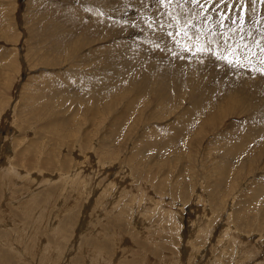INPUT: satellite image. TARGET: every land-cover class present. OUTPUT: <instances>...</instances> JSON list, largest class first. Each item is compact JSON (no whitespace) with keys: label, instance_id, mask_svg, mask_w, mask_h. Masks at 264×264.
I'll use <instances>...</instances> for the list:
<instances>
[{"label":"rangeland","instance_id":"1","mask_svg":"<svg viewBox=\"0 0 264 264\" xmlns=\"http://www.w3.org/2000/svg\"><path fill=\"white\" fill-rule=\"evenodd\" d=\"M0 264H264V0H0Z\"/></svg>","mask_w":264,"mask_h":264},{"label":"bare ground","instance_id":"2","mask_svg":"<svg viewBox=\"0 0 264 264\" xmlns=\"http://www.w3.org/2000/svg\"><path fill=\"white\" fill-rule=\"evenodd\" d=\"M178 16V15H177ZM99 19V18H98ZM91 20V19H90ZM94 21V20H93ZM140 21V20H139ZM98 27V26H97ZM176 27V26H175ZM158 28V27H157ZM177 28V27H176ZM164 29V28H163ZM176 30V29H175ZM165 38V37H164ZM153 39V38H152ZM162 39V38H161ZM160 41V40H159ZM150 42V41H149ZM162 42V41H161ZM167 42V41H166ZM164 44V43H163ZM140 47H141V45H140ZM128 49V48H127ZM141 49H143V47L141 48ZM129 50V49H128ZM146 50V49H145ZM156 50V49H155ZM75 51V50H74ZM130 51V50H129ZM142 51V50H141ZM161 51V50H160ZM132 52V51H131ZM150 52V51H149ZM165 52V51H164ZM171 52V51H170ZM213 52V51H212ZM127 54V53H126ZM143 54H145V53H143ZM159 53L157 52V55H158ZM161 55V54H160ZM169 55H170V53H169ZM142 56H144V55H142ZM156 56V55H155ZM154 57V56H153ZM157 58L156 59H160V58H158V56H156ZM187 57V56H186ZM126 58V57H125ZM167 58V57H166ZM181 58V57H180ZM128 59V58H127ZM149 60V59H148ZM155 60V58L153 59V61ZM128 61V60H127ZM135 61V60H134ZM145 61V60H144ZM165 61V60H164ZM148 62V61H147ZM158 62H159V60H158ZM205 62V61H204ZM133 63V62H132ZM164 63V62H163ZM163 63H151L149 66H150V68L153 70V71H157L158 73H160V75H161V77L162 78H164V79H167L166 77H167V74H165V68H163ZM165 63H166V61H165ZM168 63V62H167ZM181 63V62H180ZM217 63V62H216ZM178 64V63H177ZM188 64V63H187ZM184 65V64H183ZM182 66V65H181ZM106 67V66H105ZM110 67V66H109ZM179 67H180V64H179ZM218 67V66H217ZM111 68V67H110ZM148 68V67H147ZM162 68V69H161ZM119 69V68H118ZM110 70V69H109ZM102 71H104V70H101V72ZM147 71V70H146ZM151 71V70H150ZM176 71V70H175ZM232 71V70H231ZM112 72V71H111ZM219 72V71H218ZM223 72V71H222ZM176 73V72H175ZM220 73V72H219ZM230 73V72H229ZM124 74V73H123ZM177 74H179V73H177ZM223 74H225V73H223ZM132 75V74H131ZM227 75V74H226ZM166 76V77H165ZM224 76V75H223ZM189 77V76H188ZM193 77V76H192ZM226 77V76H225ZM227 77H230V74H229V76H227ZM227 77L225 78V80L229 83V81H231V80H228L227 79ZM114 78V77H113ZM127 78H129V77H127ZM191 78V77H190ZM212 78H213V76H212ZM224 78V77H223ZM222 77H221V79H220V83H224L225 84V82H224V79H223ZM108 79V78H107ZM106 79V80H107ZM130 79V78H129ZM186 79V78H185ZM188 79V78H187ZM186 79V80H187ZM196 79V78H195ZM195 79H193V81L195 80ZM173 80V79H172ZM191 80H192V78H191ZM200 80V79H199ZM217 80V79H216ZM235 80V79H234ZM113 81V80H112ZM115 81V80H114ZM124 81V80H123ZM122 81V82H123ZM142 81V80H141ZM171 81V80H170ZM242 81V80H241ZM139 82V81H138ZM143 82V81H142ZM145 82V81H144ZM149 82V81H148ZM115 83V82H114ZM167 83H168V81H167ZM189 83V82H188ZM205 83V82H204ZM102 84V83H101ZM137 84V83H136ZM136 84H134L135 86H137ZM143 84V83H142ZM151 84V83H150ZM173 84V83H172ZM202 84V83H201ZM231 84H233V83H231ZM112 85V84H111ZM157 85V84H156ZM90 86V85H89ZM88 86V87H89ZM162 86H165V85H162ZM212 86V85H211ZM221 86V85H220ZM225 87L224 88H226V89H229L230 87L228 86V87H226V85H224ZM166 87H170V86H166ZM108 88V87H107ZM156 88H158V87H156ZM155 88V89H156ZM140 89V88H139ZM154 89V88H153ZM102 90V89H101ZM109 90V89H108ZM166 90V89H165ZM125 91V90H124ZM157 92V91H156ZM163 92V91H162ZM161 92V93H162ZM238 92H241V91H237V93ZM126 93V92H125ZM239 94V93H238ZM173 95V94H172ZM147 96V95H146ZM145 96V97H146ZM158 96V95H157ZM243 96V95H242ZM142 97V96H141ZM144 97V96H143ZM159 97V96H158ZM162 98V97H161ZM106 99V98H105ZM104 99V100H105ZM142 99V98H141ZM140 99V100H141ZM143 99H145V98H143ZM142 99V100H143ZM157 99H159V98H157ZM156 99V100H157ZM208 99H210V98H208ZM146 100V99H145ZM168 101V100H167ZM212 100H206V99H204L203 101H202V99H199V102L198 103H205V102H211ZM141 102V101H140ZM158 102V101H157ZM95 103V102H94ZM167 104V103H166ZM110 105V104H109ZM142 105V104H141ZM159 105V104H158ZM174 105V104H173ZM110 106H112V105H110ZM131 106V105H130ZM168 106V105H167ZM90 107V106H89ZM108 107V106H107ZM173 107V106H172ZM93 108H95V107H93ZM96 109V108H95ZM102 109V108H101ZM169 111V110H168ZM187 115V114H186ZM188 115H189V113H188ZM194 117H195V115H194ZM189 118V117H188ZM181 123V122H180ZM180 130H181V128H180ZM185 131V130H184ZM201 131V130H200ZM182 132V131H181ZM132 133V132H131ZM232 146L230 145V149H232L231 148ZM229 149V150H230ZM232 151V150H231ZM230 153V152H229ZM229 161V160H228ZM30 199V198H29ZM183 228V227H182ZM251 252V251H250Z\"/></svg>","mask_w":264,"mask_h":264}]
</instances>
